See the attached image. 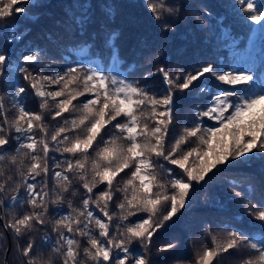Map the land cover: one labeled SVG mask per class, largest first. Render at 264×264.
Returning a JSON list of instances; mask_svg holds the SVG:
<instances>
[{
  "label": "snow or ice",
  "instance_id": "6c2138e0",
  "mask_svg": "<svg viewBox=\"0 0 264 264\" xmlns=\"http://www.w3.org/2000/svg\"><path fill=\"white\" fill-rule=\"evenodd\" d=\"M39 6L33 0H0V21L14 13L32 19L29 7ZM90 7V0L74 3L66 13V28L84 35L93 23ZM146 7L164 39L170 40L183 5L170 7L146 0ZM229 7L239 9L241 20L258 26L249 30L264 37V3L235 0ZM102 10L109 20L116 15L111 3H105ZM210 18L213 13L204 5L194 23L201 31L210 30ZM215 19L219 34L225 39L231 36L223 24L226 16ZM30 31L18 29L15 23L0 28L4 45L13 46H0V86L11 89L10 93L0 92V161L14 165L19 176V180L8 176L16 185V194L8 197V210L14 212L17 202L26 207L2 226L5 254L13 250L7 238L11 233L19 264H53L51 256L45 258L38 251L48 245L61 264H84L81 254L89 264H156L151 256L155 238L181 220L192 203V193L228 169L255 164L260 180L258 188L249 181L252 195L248 207L227 226L226 240L220 243L213 235L212 246H204L194 264H213L219 255L241 246L252 254L239 264H264V79L254 84L258 78L252 70L224 71L219 58H205L199 52L191 57L194 63L189 69L176 65L170 71L166 50L152 52L147 41L131 49L135 59L125 72L114 74L113 70L127 61L120 56L121 32L106 24L99 26L106 57L69 63L73 52L77 57L95 55L92 42L73 40L66 48L68 56L61 53L65 66L47 74L43 69H51L56 60L46 48L30 41L15 47ZM97 35L92 34V41ZM46 38L53 39L51 35ZM145 51L152 54L145 60L144 72L140 79H129L141 67ZM183 53L180 49L177 55ZM46 55L48 62L42 64L41 57ZM152 67L154 71L149 70ZM157 75L165 88L149 83ZM6 95L16 109L11 120L5 110ZM29 96L40 99L41 111L26 107ZM197 99L202 102L196 103ZM50 101L54 108H49ZM182 102L192 105V119L185 121L182 134L172 136L173 117ZM49 116L52 121H62L51 134L46 125ZM52 152L59 156L50 155ZM50 181L55 182L51 189ZM74 181L79 182L78 188L74 189ZM6 187L7 181H0V205H4ZM78 193L80 206L68 199L69 211L65 213L66 194ZM257 194L258 201L253 199ZM245 216L250 218L247 222ZM33 232H43L39 241L31 238ZM24 236L28 238L21 244ZM176 246L169 242L156 251L166 253ZM0 264H8L7 259Z\"/></svg>",
  "mask_w": 264,
  "mask_h": 264
},
{
  "label": "trees",
  "instance_id": "16d2710c",
  "mask_svg": "<svg viewBox=\"0 0 264 264\" xmlns=\"http://www.w3.org/2000/svg\"><path fill=\"white\" fill-rule=\"evenodd\" d=\"M84 2L85 0H33V4L39 3L40 6L29 7L28 11L32 14V19L26 18L24 14L14 13L12 17L0 21V28L4 25L11 26L13 23L20 30L30 28L31 31L15 47L19 49L25 42L30 41L34 45L46 48L49 54L56 60L51 69H43L47 74L59 71L65 66L61 59V53L64 56H68L66 48L71 46V41L73 40H88L92 42L94 44L93 53L95 55L84 54L77 57L75 52H73L68 57L69 63L75 59L90 62L96 59V57H106L104 35L99 31L100 24H106L109 28L118 29L121 32V38L118 41L120 56L127 61V64L124 66H117L113 70L114 74L125 72L128 64H131L135 59L131 54V49L136 47L140 42L147 41L151 46L152 52L166 50L164 51V56L168 61L167 67L170 71L176 65L186 70L189 69L194 63L191 57H193L194 53L199 52L205 58L213 60L219 58L220 66L224 71L230 69L234 71L238 69L252 70L254 76L258 78L253 82L254 84L258 83L259 79H264V70H262V64H264V37H262L259 31L249 30V28L256 29L258 26L248 25L247 21L241 20L243 13L239 9L229 7L230 5H234L235 0H158V2H162L170 7L183 5L178 19L177 31L169 33L171 39L167 41L164 39L159 25L151 21V13L146 7V0H90L91 7L89 12L93 23L88 27L84 35L81 36L73 33L71 29L66 28L68 20L66 13L74 3L82 5ZM105 3H111L116 7V15L111 20L103 13L102 8ZM257 3H264V0H257ZM204 5L208 6L214 18H210L209 20L210 30L206 28L204 31H201L194 22ZM221 15L226 16L223 24L231 33V36L227 39L219 34V29L216 25L215 18ZM189 20L193 21V23H189ZM94 32L98 33V35L92 41V34ZM49 35L53 39L49 40L46 38ZM0 46H5L2 38H0ZM5 47L11 48L13 46L7 45ZM180 49H184L182 56L177 55ZM152 52L145 51L144 57L139 61L141 67L135 70L129 76V79H140L146 67L145 60ZM48 59L47 55L42 56L41 63H47ZM89 66L93 65L89 63ZM36 70L40 71L41 68L37 67ZM149 70L154 71V67ZM128 71L133 70L129 68ZM23 83L27 86V82ZM149 83L159 89L166 87L162 82V77L159 75L153 77ZM55 88L56 86H52V90H55ZM0 92L10 93L11 89L0 86ZM80 99L83 100L84 98L81 97ZM40 102L39 98L29 96L26 98V107L30 111L39 112L41 111ZM201 102L202 99L196 100V103ZM12 105L13 101L10 99V96L6 95L5 110L9 113L10 120L16 114V109ZM180 107V112L173 117V126L170 132L172 136L182 134V130L186 126L185 121L192 119L189 112L192 105L182 102ZM49 108H54L51 101L49 102ZM43 111L47 115V110ZM59 123H62L59 118L57 121H52L51 117H48L46 125L49 134L59 126ZM11 151L13 149H9V152ZM50 155L59 156L55 152L50 153ZM176 171H179V169ZM0 172L4 173V175L0 176V181H7V187L3 194L4 205H0V216L4 217L0 221V232H3L2 226L5 221L11 219L13 215L22 214L26 210V207L20 206L17 202L14 212L8 210V197L16 194L14 191L16 185L12 181H8V176L13 175L16 180H19V176L16 175V167L10 165L7 160L0 161ZM37 180H40V177H37ZM259 180L260 174L257 165L247 166L241 164L238 168L228 169L216 175L207 185L199 187L197 191L192 193V203L188 206L189 210L184 212L181 220L167 233H162L155 238L151 256L156 264H181V262L182 264H194L197 254L203 251L204 246H212L213 235L217 237L218 242L223 243L227 238V231L229 230L227 226L234 224L236 222L235 217L248 207V197L252 195L249 181H254L258 188ZM233 181H235L234 184L232 183ZM54 183V181L49 182V189H51ZM78 184V181H74V189L78 188ZM37 191H39V188ZM82 191L80 189V192ZM237 191L244 193V195L236 197L234 193ZM23 192L24 189L21 187L20 194L22 195ZM206 196L208 197L207 203H205ZM68 199H71L79 207L81 195L79 193L75 196H68L66 194L63 204L65 213L69 211ZM253 199L258 201L259 195L257 194ZM130 219L134 220L135 218L131 217ZM248 219L250 218L244 217L245 222ZM47 228L51 232V224L47 225ZM30 235L31 238L39 241L43 232H33ZM177 237L178 240L175 239ZM7 238L13 247L12 252L7 254L8 264H19L17 257L20 254L15 251V244L12 241L11 233H7ZM27 238V236L21 237V244ZM52 239L53 241L56 239L54 233H52ZM76 239L81 240L82 238L77 236ZM169 242H174L177 246L166 253L158 254L156 249L164 247ZM3 246V238L0 237V262L3 261L5 255ZM38 251L42 252L45 258L51 256L53 264H61L60 257L52 253L50 245ZM251 254L252 250L246 246H241L239 250L232 249L228 253L219 255L214 259L213 264H239L240 260L247 258ZM80 259L84 261V264H89L82 254Z\"/></svg>",
  "mask_w": 264,
  "mask_h": 264
},
{
  "label": "water",
  "instance_id": "95a60500",
  "mask_svg": "<svg viewBox=\"0 0 264 264\" xmlns=\"http://www.w3.org/2000/svg\"><path fill=\"white\" fill-rule=\"evenodd\" d=\"M0 221H1V220H0ZM7 254H8V253H7ZM7 254L4 255V259H3V260L7 259Z\"/></svg>",
  "mask_w": 264,
  "mask_h": 264
}]
</instances>
